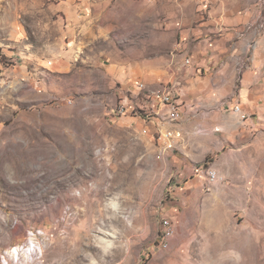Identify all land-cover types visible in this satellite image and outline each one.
<instances>
[{"label": "rangeland", "instance_id": "obj_1", "mask_svg": "<svg viewBox=\"0 0 264 264\" xmlns=\"http://www.w3.org/2000/svg\"><path fill=\"white\" fill-rule=\"evenodd\" d=\"M236 4L264 47V0ZM208 5L0 0V264H264V121L253 147L197 164L191 189L145 114L119 113L135 104L125 78L170 57Z\"/></svg>", "mask_w": 264, "mask_h": 264}, {"label": "crops", "instance_id": "obj_2", "mask_svg": "<svg viewBox=\"0 0 264 264\" xmlns=\"http://www.w3.org/2000/svg\"><path fill=\"white\" fill-rule=\"evenodd\" d=\"M210 1L217 8L212 7L209 15L194 16L198 22L184 31L170 57L142 64L140 71L125 78L124 85L132 96L124 102L134 101L133 105L158 114L157 119L143 120L150 131H181L175 149L166 152L167 160L179 165L176 173L181 176L192 174L185 184L191 189H198L202 178L197 164L210 156L219 159L230 148L243 152L253 147L264 121V64L260 61L264 47L248 44L254 37V15H243L238 0H195L205 10ZM186 58L191 64L185 65ZM168 84L174 86L180 104L177 123L168 122L167 107L149 96L153 89ZM237 104L250 115L245 121L231 110Z\"/></svg>", "mask_w": 264, "mask_h": 264}, {"label": "built area", "instance_id": "obj_3", "mask_svg": "<svg viewBox=\"0 0 264 264\" xmlns=\"http://www.w3.org/2000/svg\"><path fill=\"white\" fill-rule=\"evenodd\" d=\"M191 64L190 58L185 59V65ZM144 84H140L139 88L144 90ZM149 96L152 97L155 101H159L163 105L167 107V111L165 116L167 121L170 123H177L181 118L180 113V104L178 103V99L176 98V93L174 91L173 85H161L156 89H153ZM128 104L127 102H125ZM135 109L141 111V114H145V119L150 121L152 119H157L158 114L154 113L152 110L139 108L136 105H131V108L128 105H121L119 107L120 114H131L134 112ZM234 114L238 116L241 121H245L247 119V114L242 110V108L237 104L232 108ZM135 114V113H134ZM182 137V133L180 130L177 129H166L164 131H160L157 136V141L159 143V150H158V157L160 158L165 152L173 149L176 144V139ZM220 176L216 169L209 168L206 173V182H205V189L210 190V187L214 185L218 180H220ZM175 229L172 226L171 221L164 220L163 221V237L161 240V247L167 248L168 241L174 237Z\"/></svg>", "mask_w": 264, "mask_h": 264}, {"label": "bare ground", "instance_id": "obj_4", "mask_svg": "<svg viewBox=\"0 0 264 264\" xmlns=\"http://www.w3.org/2000/svg\"><path fill=\"white\" fill-rule=\"evenodd\" d=\"M19 250L17 248H15L13 251H12V254H18Z\"/></svg>", "mask_w": 264, "mask_h": 264}]
</instances>
